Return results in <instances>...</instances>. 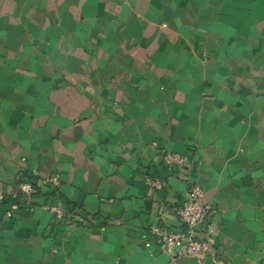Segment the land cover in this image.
<instances>
[{"label": "crops", "instance_id": "crops-1", "mask_svg": "<svg viewBox=\"0 0 264 264\" xmlns=\"http://www.w3.org/2000/svg\"><path fill=\"white\" fill-rule=\"evenodd\" d=\"M191 183L214 253L145 249ZM0 196V264H264V0H0Z\"/></svg>", "mask_w": 264, "mask_h": 264}, {"label": "built area", "instance_id": "built-area-1", "mask_svg": "<svg viewBox=\"0 0 264 264\" xmlns=\"http://www.w3.org/2000/svg\"><path fill=\"white\" fill-rule=\"evenodd\" d=\"M161 158L163 166L168 170L182 168L187 162L183 155L168 151H164ZM41 184L51 185L54 189H58L60 180L57 175H53L43 180ZM145 184L148 188L157 191H161L164 188L163 183L157 178H146ZM36 188V183L23 174L11 194V200L4 212V218L7 220L12 219L22 210L32 212L34 206L31 202V197L35 193ZM2 199L3 197L0 196V200ZM43 208L51 212L57 222H66L71 227L82 222L78 214L67 213L60 204L44 205ZM174 211L180 222L179 228L168 229L159 224L149 226L143 237L144 248L150 250L156 247L162 253L174 259L213 254L215 231L209 224L212 210L203 202L201 186L195 183L189 184L186 188L184 199Z\"/></svg>", "mask_w": 264, "mask_h": 264}]
</instances>
